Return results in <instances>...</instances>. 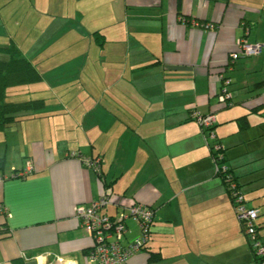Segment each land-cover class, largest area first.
<instances>
[{"label": "crops", "instance_id": "1", "mask_svg": "<svg viewBox=\"0 0 264 264\" xmlns=\"http://www.w3.org/2000/svg\"><path fill=\"white\" fill-rule=\"evenodd\" d=\"M241 38L264 46V0H0V47L16 46L40 75L5 89V103L28 107L0 126V264H94L74 213L104 193L110 216L133 203L153 210L128 264H256L191 119L214 116L241 188L245 178L259 189L264 50L235 63L231 99L218 98L217 73ZM27 161L33 172L10 178ZM256 195L247 207L262 223ZM126 226L130 242L139 231Z\"/></svg>", "mask_w": 264, "mask_h": 264}, {"label": "built area", "instance_id": "2", "mask_svg": "<svg viewBox=\"0 0 264 264\" xmlns=\"http://www.w3.org/2000/svg\"><path fill=\"white\" fill-rule=\"evenodd\" d=\"M264 46L255 43L249 44L244 38L237 40L235 49L229 54L226 64L217 75V80L222 83L221 92L218 96L221 103L230 101L231 93L228 88L231 79L227 75L233 72L235 63L246 57L260 55ZM191 118L205 131V139L212 141V150L218 152L221 146L215 142V134L211 130L215 122L213 115H202L196 111L192 112ZM86 167L95 171L99 169V160L81 159ZM214 162V161H213ZM215 165V173L218 164ZM222 170L226 167L222 166ZM33 172V166L27 161L23 170L13 171L10 178H25ZM7 178H0L4 180ZM235 185L231 188L234 189ZM235 191H233V195ZM111 196L105 193L88 207H77L74 213L75 219L83 228L91 240L88 259L94 264H127L129 259L140 252L149 240V230L153 222L154 213L150 207L133 203L118 211L117 216L108 215L104 208L110 203ZM234 206L239 221L243 223L244 234L254 235V222L257 218L255 209L247 208L241 196H235ZM133 220L138 228L139 236L128 242L125 239L127 233L126 222ZM256 256L264 257V247L258 243L254 244ZM62 263L57 258L56 264ZM264 264V263H261Z\"/></svg>", "mask_w": 264, "mask_h": 264}, {"label": "trees", "instance_id": "3", "mask_svg": "<svg viewBox=\"0 0 264 264\" xmlns=\"http://www.w3.org/2000/svg\"><path fill=\"white\" fill-rule=\"evenodd\" d=\"M0 54H4L8 57L5 60L0 59V126L4 127L5 124H8V122L14 118L12 115L13 113L18 111L19 109L28 107V105H26L27 103H24V104L5 103V98H6L5 89L8 86L34 82L39 79L40 75L36 71V69L33 67V65L27 59L22 57V54L19 51V49L13 44H10L6 47H0ZM219 83H220V90H221L222 83L221 82ZM226 106H228V104ZM214 124H213V127H214ZM240 125L241 127L247 126V121L245 118L240 119ZM213 127L211 129L212 131L214 130ZM206 141L208 142L209 145L210 143L211 144L214 143L212 141H208V140ZM215 142H217L216 139H215ZM210 152H211V156H212L214 163L218 164V170L216 171L215 174L217 177H219V179L223 183L225 190L227 192V195L235 211V206H234L235 196H241L243 199V203L245 205L247 203L245 195L241 191V185L238 181L237 176L234 173V169L227 163V159L225 156V149L221 148L218 152H214L212 150V147H210ZM88 159L91 160L90 158ZM222 166H225L226 169L222 170L221 168ZM2 167H3V161L0 159V169ZM99 170L100 169H98L97 172H99ZM232 185H235L234 189L231 188ZM233 191H235L234 195H233ZM247 208H251V207H247ZM251 209H255L257 211V218L254 222V228H255L254 235L252 236L245 235L243 223L239 221V224H240L241 231L248 244L249 251L253 257V260L255 261L256 264H261V263H264V257L256 256V250L254 248V244L258 243L261 247H264V242H262V237H264V235H262V232H261L262 230H264V222L262 223L258 222V217H260L259 211L256 208H251ZM127 230H128V227H127ZM149 234H150V230H149ZM138 236H139V232H138ZM125 239H126V235H125ZM144 249H145V246L142 250ZM159 259L160 258H158L153 253L151 252L149 253L148 262L158 261Z\"/></svg>", "mask_w": 264, "mask_h": 264}, {"label": "rangeland", "instance_id": "4", "mask_svg": "<svg viewBox=\"0 0 264 264\" xmlns=\"http://www.w3.org/2000/svg\"><path fill=\"white\" fill-rule=\"evenodd\" d=\"M259 176H261V177H259V178L257 177L258 178L257 182L260 183L261 185H259V189L257 188L256 191L254 189L255 187L249 188L248 184L244 181V180H246L245 178H241V181H242V188L241 189L243 190V193L246 196L245 198H247L250 194H257L258 195V192H259V195L261 196L262 193H264V190H261V189H264V175H259ZM246 178H247V176H246ZM251 190H253V191H251ZM261 199L264 200V197H262ZM246 205H247V203H246ZM258 220H260L259 217H258ZM261 232H262V235H264V230H262ZM262 242H264V237H262Z\"/></svg>", "mask_w": 264, "mask_h": 264}, {"label": "bare ground", "instance_id": "5", "mask_svg": "<svg viewBox=\"0 0 264 264\" xmlns=\"http://www.w3.org/2000/svg\"><path fill=\"white\" fill-rule=\"evenodd\" d=\"M108 205H109V204H108ZM108 205H107V206H108ZM107 206L104 208V210L107 208ZM115 217H116V216H115Z\"/></svg>", "mask_w": 264, "mask_h": 264}, {"label": "clouds", "instance_id": "6", "mask_svg": "<svg viewBox=\"0 0 264 264\" xmlns=\"http://www.w3.org/2000/svg\"><path fill=\"white\" fill-rule=\"evenodd\" d=\"M231 93V92H230Z\"/></svg>", "mask_w": 264, "mask_h": 264}]
</instances>
